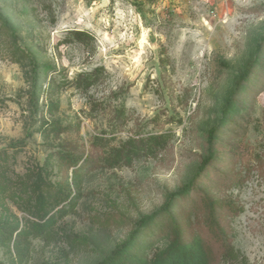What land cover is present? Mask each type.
Listing matches in <instances>:
<instances>
[{
    "label": "rangeland",
    "instance_id": "rangeland-1",
    "mask_svg": "<svg viewBox=\"0 0 264 264\" xmlns=\"http://www.w3.org/2000/svg\"><path fill=\"white\" fill-rule=\"evenodd\" d=\"M0 10V224L48 219L52 232L34 239L29 264H109L131 240L115 264L160 261L176 241L202 264H264V0ZM157 133L171 136L155 155L104 160ZM212 208L236 261L206 226Z\"/></svg>",
    "mask_w": 264,
    "mask_h": 264
},
{
    "label": "trees",
    "instance_id": "trees-1",
    "mask_svg": "<svg viewBox=\"0 0 264 264\" xmlns=\"http://www.w3.org/2000/svg\"><path fill=\"white\" fill-rule=\"evenodd\" d=\"M0 20L7 24H10L8 17L0 10ZM80 32V31H79ZM91 78V74L88 75V80ZM90 82V81H89ZM54 130L60 132L62 129L55 123L53 125ZM169 133H157L149 134L145 137H129L118 146L110 147L108 155L105 157V161L108 165H120L126 164L130 160L137 158L141 155L153 156L157 151L164 149L167 146L170 138ZM215 136L212 133V144L214 145ZM63 159L71 160L73 165H77L81 157L69 154H63ZM213 158V155H212ZM211 160V156L205 158L198 170V173H202ZM78 173H75L74 178ZM190 190V187L183 189L172 194L165 205L166 210H170L176 197L181 194H186ZM72 194V193H71ZM206 226L209 232L215 236L222 243L223 254L222 257L226 261H236L239 258V252L235 249L233 244L229 241L225 231L221 227L213 208L206 220ZM50 221L48 219H40L33 223L28 229H20L7 222L0 224V247L4 250V254L7 256L8 264H29L32 251L34 248V239H49L51 237ZM133 241L123 243L112 256V262L109 264H115L120 261L123 253L132 246ZM152 264H202L201 257L194 253L192 248H185L180 241H176L171 247L166 249L159 261L155 260Z\"/></svg>",
    "mask_w": 264,
    "mask_h": 264
}]
</instances>
